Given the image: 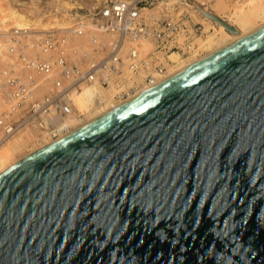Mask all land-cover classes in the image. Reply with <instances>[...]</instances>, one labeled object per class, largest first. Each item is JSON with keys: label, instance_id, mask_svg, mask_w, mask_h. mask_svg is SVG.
I'll return each instance as SVG.
<instances>
[{"label": "water", "instance_id": "obj_1", "mask_svg": "<svg viewBox=\"0 0 264 264\" xmlns=\"http://www.w3.org/2000/svg\"><path fill=\"white\" fill-rule=\"evenodd\" d=\"M0 264H264V28L0 174Z\"/></svg>", "mask_w": 264, "mask_h": 264}, {"label": "built area", "instance_id": "obj_2", "mask_svg": "<svg viewBox=\"0 0 264 264\" xmlns=\"http://www.w3.org/2000/svg\"><path fill=\"white\" fill-rule=\"evenodd\" d=\"M58 1L36 0L48 14ZM65 1L72 20L63 33L13 29L3 38L5 49L0 37V53L13 59L0 72V145L23 128L58 139L73 129L74 93L87 87L110 92L113 103L125 101L162 83L171 53L200 54L202 25L157 8L158 0ZM20 4L28 6L29 0ZM73 37L87 40V46L71 48ZM146 41L152 44L148 52L141 51Z\"/></svg>", "mask_w": 264, "mask_h": 264}, {"label": "bare ground", "instance_id": "obj_3", "mask_svg": "<svg viewBox=\"0 0 264 264\" xmlns=\"http://www.w3.org/2000/svg\"><path fill=\"white\" fill-rule=\"evenodd\" d=\"M212 1L217 3L220 10L226 12L227 18L225 19L218 14L208 12V9L203 8L205 3L201 2L197 10L204 18L213 23L214 26L209 25V22H203V19L196 22L198 20L196 19L198 14L191 13L192 21L196 22V24L200 23L203 27V37L199 38L197 41L200 54L197 55V52H194L184 57L176 53H171L168 57L171 63L166 72L160 77V82L174 77L180 72L191 68L210 56L221 52L225 48L264 28V0ZM19 5H21L20 0H0V37L4 45L2 47L3 49L6 48L3 38L9 37L13 29H54L63 30L61 32L63 33L65 31L64 29L71 26L72 18L69 11H67L70 4L66 3L65 0H63V2H61V0L56 3L54 2L52 5L53 14L41 11L37 6L36 0H29L28 6L23 8L21 7L22 5L18 7ZM30 5L34 7L33 10L29 9ZM156 5L157 8H164L171 14L177 13L181 15L188 4L185 0H158ZM180 11L182 13H180ZM213 17L221 20L223 24ZM189 23V21H186V24ZM224 24L232 27L234 31L228 30ZM85 42H87V40L82 41L81 39L73 37L70 47L75 50H80L87 46ZM151 49L152 44L150 42L146 41L142 43L141 51L148 52ZM12 61L13 59L11 57L4 56L0 53V72L8 67V64ZM146 91L147 89H144L125 101L114 103L111 101L112 94L110 92L99 91V93H96L92 88L85 87L81 91L74 93L72 95V100L74 101L77 114L70 122L73 129L68 134L58 139H51L45 135L37 137L36 132L28 128L15 131L0 145V174L21 161L24 157L56 144L66 136L94 123L111 111L141 96ZM96 94H98L99 98L95 102L94 97Z\"/></svg>", "mask_w": 264, "mask_h": 264}, {"label": "rangeland", "instance_id": "obj_4", "mask_svg": "<svg viewBox=\"0 0 264 264\" xmlns=\"http://www.w3.org/2000/svg\"><path fill=\"white\" fill-rule=\"evenodd\" d=\"M235 1V0H232ZM185 2L188 4L187 8L184 9V12L182 13L180 11V13H182L181 15H188L189 16V21L190 24H196V22H199L200 19H203V22H209V20H207L206 18H204L200 12L197 10L198 7H200L201 2L205 3V6H203V8L208 9V12L212 13V14H218L221 17H224L225 19L227 18V14L225 11H222L218 8V5L215 1L212 0H185ZM157 6V5H156ZM30 10H33L34 7L32 5L29 6ZM183 10V9H181ZM191 13L193 14H198V18L196 17V19H198L196 22L192 21L191 19ZM45 17V16H44ZM200 24V23H199ZM209 25L214 26L213 23L209 22ZM209 27V26H208Z\"/></svg>", "mask_w": 264, "mask_h": 264}]
</instances>
